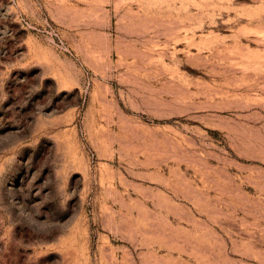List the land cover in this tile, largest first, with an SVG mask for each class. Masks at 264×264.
I'll return each mask as SVG.
<instances>
[{
    "label": "rangeland",
    "instance_id": "1",
    "mask_svg": "<svg viewBox=\"0 0 264 264\" xmlns=\"http://www.w3.org/2000/svg\"><path fill=\"white\" fill-rule=\"evenodd\" d=\"M0 264H264V0H0Z\"/></svg>",
    "mask_w": 264,
    "mask_h": 264
}]
</instances>
